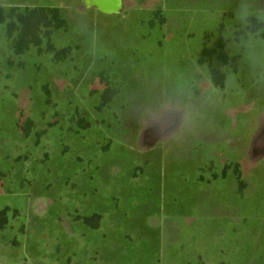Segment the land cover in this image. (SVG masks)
<instances>
[{
    "label": "crops",
    "instance_id": "obj_1",
    "mask_svg": "<svg viewBox=\"0 0 264 264\" xmlns=\"http://www.w3.org/2000/svg\"><path fill=\"white\" fill-rule=\"evenodd\" d=\"M13 6L59 9L67 26L52 40L69 52L58 61L35 52L38 59L49 75L113 85L108 124L123 125L118 164L61 144L62 264H264V0H0ZM3 58L0 48V78ZM21 61L6 63L11 83ZM168 101L175 111L157 116ZM12 204L0 194V210ZM163 216L168 249L160 230H149ZM7 219L1 233L14 227ZM18 259L11 240L0 244V264Z\"/></svg>",
    "mask_w": 264,
    "mask_h": 264
},
{
    "label": "rangeland",
    "instance_id": "obj_2",
    "mask_svg": "<svg viewBox=\"0 0 264 264\" xmlns=\"http://www.w3.org/2000/svg\"><path fill=\"white\" fill-rule=\"evenodd\" d=\"M3 37L0 44L5 72L0 78V194L13 202L14 210H8L6 217L13 219L14 227L0 231V244L11 240L19 264H62V255L56 248L64 218L59 199L61 144L67 142L85 159L95 156L93 160L104 166L122 161L114 152L122 149L119 133L123 125L108 124L112 116L107 101L115 95V87L108 85L104 89L100 78L92 75L60 76L55 72L49 75L45 56L39 60L35 53L45 50L31 47L19 56L14 52L13 43ZM32 55H35L33 59ZM21 60L26 65L16 70L15 81L11 83L6 77L10 71L6 63L13 68L21 65ZM39 63L42 67L35 71L34 64L39 66ZM33 70L35 75L29 77ZM45 81L49 82L50 92L42 87ZM262 107L264 114V102ZM175 109L168 101L154 113L163 116ZM124 114L118 112L117 119L123 122ZM68 117L80 124L75 128L81 138L76 139L72 134ZM102 118L104 123L100 122ZM152 213L158 215L156 209ZM161 219H156L149 230L159 229L168 249L171 237L165 227L166 218Z\"/></svg>",
    "mask_w": 264,
    "mask_h": 264
},
{
    "label": "trees",
    "instance_id": "obj_3",
    "mask_svg": "<svg viewBox=\"0 0 264 264\" xmlns=\"http://www.w3.org/2000/svg\"><path fill=\"white\" fill-rule=\"evenodd\" d=\"M259 25L254 21L252 30ZM1 26L3 34L8 39L7 41L13 43L16 54H23L27 49L36 47L52 53L54 60L58 61L65 58L69 52L67 49H57L52 40L54 31L67 26L66 20L56 7H0V37ZM200 62L202 63V59ZM209 69L216 84L223 85L224 74L212 65L209 66ZM107 84L109 85V82ZM113 93H115V90ZM222 174L225 175L226 171L224 170ZM235 174L239 191H243L246 182L242 179V174L238 169L235 170ZM8 210V208L0 210V229L7 224L6 214ZM99 218V215H94L92 218H85V220L91 222L92 219L98 221Z\"/></svg>",
    "mask_w": 264,
    "mask_h": 264
}]
</instances>
